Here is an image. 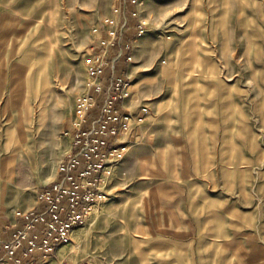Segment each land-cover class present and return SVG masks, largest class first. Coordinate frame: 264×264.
I'll use <instances>...</instances> for the list:
<instances>
[{"label":"rangeland","instance_id":"rangeland-1","mask_svg":"<svg viewBox=\"0 0 264 264\" xmlns=\"http://www.w3.org/2000/svg\"><path fill=\"white\" fill-rule=\"evenodd\" d=\"M107 19L119 20L115 45L101 43ZM97 53L108 62L103 84L113 67L127 82L126 107L136 116L146 105L149 113L142 150L134 137L105 182L108 199L95 203L61 248L64 257L72 264H264V0H0V213L33 209L38 189L56 178ZM94 95L88 125L105 92ZM136 153L149 155L142 158L149 183L126 174L138 171ZM178 171L183 185L210 186L195 233L203 254L187 257L185 246L167 244L174 256L144 258L142 249L155 244L142 242V192L151 182L178 181Z\"/></svg>","mask_w":264,"mask_h":264},{"label":"built area","instance_id":"built-area-1","mask_svg":"<svg viewBox=\"0 0 264 264\" xmlns=\"http://www.w3.org/2000/svg\"><path fill=\"white\" fill-rule=\"evenodd\" d=\"M115 12L121 13L119 9ZM106 22L108 39L101 43L115 45L119 20L107 19ZM94 62L91 69L94 83L90 88L99 94L105 92L99 114L88 125L86 116L97 100L89 92L77 106L80 122L71 124V153L59 163L56 178L38 189L36 207L16 213L23 219V227L10 239L0 240V249L5 251L0 257V264H49L59 249L71 243L73 232L85 224L95 203L108 199L105 182L113 176L118 164L133 146L120 138L145 123L149 113L146 105L140 107L136 116L132 111L126 114L120 111V100L123 103L130 94L126 91L127 82L116 76L113 67L107 84H103L101 77L106 76L104 66L108 64L105 53H97ZM131 116L134 127L129 126ZM59 264L72 263L64 258ZM76 264L93 262L83 259Z\"/></svg>","mask_w":264,"mask_h":264},{"label":"crops","instance_id":"crops-1","mask_svg":"<svg viewBox=\"0 0 264 264\" xmlns=\"http://www.w3.org/2000/svg\"><path fill=\"white\" fill-rule=\"evenodd\" d=\"M89 92L94 94L95 90L90 88ZM119 109L123 113L131 111L124 103L119 104ZM69 124L71 126V122ZM142 128L141 125L129 130L122 137L123 141L133 142L135 137L137 141L134 145L137 146L135 149L142 150ZM158 151H155L156 155H158ZM163 151L165 152V150ZM147 156L149 155L142 153L132 155L131 158L138 162V171L136 173L135 171H127L126 173L128 176L133 175L132 177H135L141 184L152 181L151 177L146 176L149 174L146 169L142 168V166L145 168V165H142V158L145 159ZM150 174H156V172L150 171ZM161 177L164 176L161 175ZM193 177H195L194 174H192ZM175 178L174 181H161L157 184L151 182V184L145 186L142 192L144 200V205L142 206V219L144 220L142 222V242H154L155 244V249L153 250L142 249V257L144 258L152 256V254H154L155 258L174 256L169 253V250L164 249V245L166 247L167 244H174L177 247L185 246L187 257L203 254L201 250L195 249V233L196 227L203 225L206 219V217L200 218L198 216L201 214L199 211L200 207L202 209L206 208L207 202H205V199L209 198L210 186H205L204 181L202 184L200 182L191 185L181 184L184 181L181 171H178V181ZM23 223V219L17 217L13 211H2L0 213V240L10 239L15 232L23 227ZM152 229L155 236L148 239L145 235L151 236ZM4 253L5 251L0 249V257ZM20 254L21 251L18 255L20 256ZM64 256L63 249H59L49 264H59V261L65 258Z\"/></svg>","mask_w":264,"mask_h":264},{"label":"bare ground","instance_id":"bare-ground-1","mask_svg":"<svg viewBox=\"0 0 264 264\" xmlns=\"http://www.w3.org/2000/svg\"><path fill=\"white\" fill-rule=\"evenodd\" d=\"M43 69V68H42ZM47 75V74H46ZM51 81H50V78H49V76L47 75L46 76V83L48 84V83H50ZM43 101H44V99L40 102V105L43 103ZM19 127H20V135H21V137H25L26 136V132H25V125L24 124H22L21 122L19 123ZM12 134V133H11ZM13 161H14V157H13V160H12V163H11V173H12V169H13ZM8 163H10V162H8L7 161V164ZM77 231V229L73 232V235H72V239H73V236H74V234H75V232Z\"/></svg>","mask_w":264,"mask_h":264}]
</instances>
